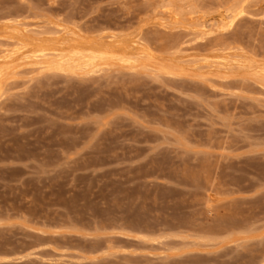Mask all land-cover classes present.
<instances>
[{"label": "rangeland", "instance_id": "rangeland-1", "mask_svg": "<svg viewBox=\"0 0 264 264\" xmlns=\"http://www.w3.org/2000/svg\"><path fill=\"white\" fill-rule=\"evenodd\" d=\"M10 20L141 44L0 78V264H264V0H0Z\"/></svg>", "mask_w": 264, "mask_h": 264}, {"label": "bare ground", "instance_id": "bare-ground-1", "mask_svg": "<svg viewBox=\"0 0 264 264\" xmlns=\"http://www.w3.org/2000/svg\"><path fill=\"white\" fill-rule=\"evenodd\" d=\"M0 35L13 41V47L10 42H7L11 49H4L6 53H3L4 55L1 57L0 78L8 73L13 64L20 59L41 60L48 58L52 61V58H55L65 62L66 60L69 62L74 59H87L93 62L92 60L114 56L120 60L123 59V61H131L134 55L128 50L131 47L128 43L131 42L133 47L141 44L138 37L119 40L114 36L108 41L104 40L102 36L90 37V35H83L78 31H70L66 28L34 35L22 30L20 25L12 20L0 26ZM4 50L3 52H5ZM127 54L130 55V59Z\"/></svg>", "mask_w": 264, "mask_h": 264}]
</instances>
